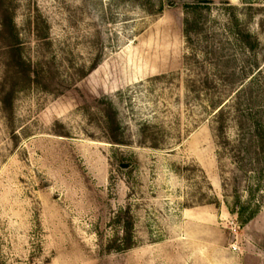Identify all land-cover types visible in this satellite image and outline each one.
<instances>
[{"label":"rangeland","instance_id":"374dc122","mask_svg":"<svg viewBox=\"0 0 264 264\" xmlns=\"http://www.w3.org/2000/svg\"><path fill=\"white\" fill-rule=\"evenodd\" d=\"M169 1L4 0L0 264H264V0Z\"/></svg>","mask_w":264,"mask_h":264},{"label":"trees","instance_id":"16d2710c","mask_svg":"<svg viewBox=\"0 0 264 264\" xmlns=\"http://www.w3.org/2000/svg\"><path fill=\"white\" fill-rule=\"evenodd\" d=\"M169 4H172L173 1H169ZM197 2H209V0H197ZM233 19V23H235L233 34L235 39L240 42L247 51L253 52L257 46V41L246 31L240 30L239 24L236 19ZM0 24L2 33L6 34V46L8 52L10 54L11 63H13L12 67L14 68V75L20 77L22 79L29 80L30 77V63H27L22 59L20 54V42L18 39V34L16 31V27L13 23L12 16L10 14V9L4 4V0H0ZM96 65H93L92 69L95 68ZM14 93V87H11L8 92L4 93L1 98V102L4 109H9L11 106V98ZM104 115L106 116V122L108 124V130L110 132V140L115 145H123V139L121 137L120 126L116 117V111L114 107L109 102L106 109H104ZM254 138L255 142L261 149H264V133L260 129L259 125H256L254 128ZM152 145H156V143H151ZM121 158H124L123 156ZM125 159V160H124ZM120 159L121 166L127 167L129 171H131L132 163L127 158ZM118 225L121 224V232L117 233L112 239H110L107 244V248L109 250L117 249V250H128L132 247V236H131V224L130 220L123 221L118 216ZM122 222V223H121Z\"/></svg>","mask_w":264,"mask_h":264}]
</instances>
